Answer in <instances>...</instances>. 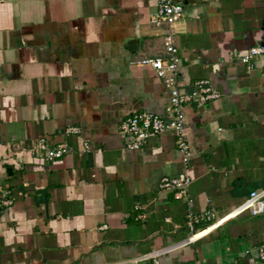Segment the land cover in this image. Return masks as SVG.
I'll list each match as a JSON object with an SVG mask.
<instances>
[{
    "label": "crops",
    "instance_id": "1",
    "mask_svg": "<svg viewBox=\"0 0 264 264\" xmlns=\"http://www.w3.org/2000/svg\"><path fill=\"white\" fill-rule=\"evenodd\" d=\"M174 1L179 89L219 93L183 107L185 170L172 132L137 150L119 132L132 114L168 119L162 80L135 64L164 56L154 3L0 0V264H257L264 213L234 215L251 192L264 202V57L239 62L264 43V0ZM39 138L66 153L35 155ZM183 170L174 200L159 182ZM188 207L230 216L188 241Z\"/></svg>",
    "mask_w": 264,
    "mask_h": 264
},
{
    "label": "built area",
    "instance_id": "2",
    "mask_svg": "<svg viewBox=\"0 0 264 264\" xmlns=\"http://www.w3.org/2000/svg\"><path fill=\"white\" fill-rule=\"evenodd\" d=\"M154 3V10L149 17V23L153 26L162 27V51L163 57L142 58L135 62L138 66H146L153 70L156 77L162 80L164 87L168 91V100L165 108L168 119L163 120L158 115L152 113H136L126 117L119 125V132L123 136L131 139L126 147L137 150L147 139L172 132L174 144L180 155V162L185 170L190 153L184 138L183 107L189 103L204 104L216 100L219 93L210 85L207 80L196 81L189 92H182L178 85V58L176 56V46L174 35L177 25L182 18V4L174 0H148ZM264 57V43L249 47L246 52L239 57V62L250 68L254 59ZM66 133L79 134L75 127L65 130ZM81 147L87 149L86 141H82ZM30 151L35 155H41L46 161L59 159L66 153V148L62 144L49 146L43 139H37L31 146ZM174 177H164L159 182V190L171 194L174 200L185 197L186 189L189 185V178L185 171ZM263 193L251 192L249 198L238 207L237 213L248 210L250 215L257 216L264 213ZM12 204V196L8 191H3L0 196V211L9 208ZM230 216V215H227ZM227 216L216 218V214L211 210H205L199 214H193L190 208L186 214V226L191 234L187 240L191 241L203 226H213ZM233 216V217H234ZM246 251L245 253H248ZM255 260L257 264H264V241L255 249ZM237 264V263H233Z\"/></svg>",
    "mask_w": 264,
    "mask_h": 264
},
{
    "label": "bare ground",
    "instance_id": "3",
    "mask_svg": "<svg viewBox=\"0 0 264 264\" xmlns=\"http://www.w3.org/2000/svg\"><path fill=\"white\" fill-rule=\"evenodd\" d=\"M225 219H227V217H226ZM197 237H199V232L196 233L195 235H193L191 239H195V238H197Z\"/></svg>",
    "mask_w": 264,
    "mask_h": 264
}]
</instances>
